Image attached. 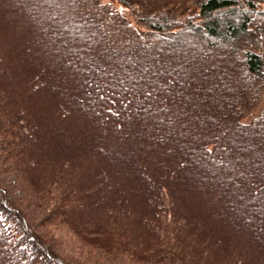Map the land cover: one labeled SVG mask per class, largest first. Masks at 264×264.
<instances>
[{
	"label": "trees",
	"instance_id": "trees-1",
	"mask_svg": "<svg viewBox=\"0 0 264 264\" xmlns=\"http://www.w3.org/2000/svg\"><path fill=\"white\" fill-rule=\"evenodd\" d=\"M0 172V264H264V0H0Z\"/></svg>",
	"mask_w": 264,
	"mask_h": 264
},
{
	"label": "rangeland",
	"instance_id": "rangeland-1",
	"mask_svg": "<svg viewBox=\"0 0 264 264\" xmlns=\"http://www.w3.org/2000/svg\"><path fill=\"white\" fill-rule=\"evenodd\" d=\"M0 177L5 179V183L9 186L10 194L17 200L22 208L27 211L30 221L34 224L38 223L45 214L44 205H38L31 201L29 195L23 194L21 190L14 192L12 190L13 176L0 172ZM13 191V192H12ZM42 231L47 233L49 240L53 243L59 254L74 264H138L129 259L115 254H109L98 250L86 243H82L75 235L67 230L56 228L53 225H39Z\"/></svg>",
	"mask_w": 264,
	"mask_h": 264
}]
</instances>
